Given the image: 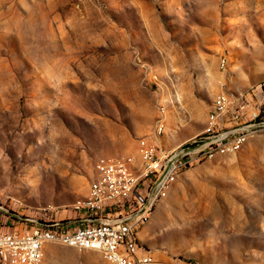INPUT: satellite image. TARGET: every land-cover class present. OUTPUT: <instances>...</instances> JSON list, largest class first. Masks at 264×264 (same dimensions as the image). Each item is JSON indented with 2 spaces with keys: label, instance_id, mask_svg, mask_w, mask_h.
Wrapping results in <instances>:
<instances>
[{
  "label": "rangeland",
  "instance_id": "obj_1",
  "mask_svg": "<svg viewBox=\"0 0 264 264\" xmlns=\"http://www.w3.org/2000/svg\"><path fill=\"white\" fill-rule=\"evenodd\" d=\"M260 83L264 0H0V226L74 218L99 159L177 146ZM140 240L153 264H264V136L186 171Z\"/></svg>",
  "mask_w": 264,
  "mask_h": 264
},
{
  "label": "built area",
  "instance_id": "obj_2",
  "mask_svg": "<svg viewBox=\"0 0 264 264\" xmlns=\"http://www.w3.org/2000/svg\"><path fill=\"white\" fill-rule=\"evenodd\" d=\"M155 128L156 136H162L164 117ZM258 136H264V83L238 95L221 91L205 128L177 146L141 138L138 156L99 159L86 196L71 205L74 218L27 219L12 226L5 221L0 226V264H46L47 249L56 244L98 252L110 264H153L140 233L180 177L218 156L238 154Z\"/></svg>",
  "mask_w": 264,
  "mask_h": 264
}]
</instances>
